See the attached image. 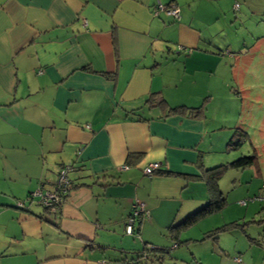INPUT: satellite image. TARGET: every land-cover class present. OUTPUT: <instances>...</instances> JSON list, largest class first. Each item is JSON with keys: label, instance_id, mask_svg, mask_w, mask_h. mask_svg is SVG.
<instances>
[{"label": "crops", "instance_id": "1", "mask_svg": "<svg viewBox=\"0 0 264 264\" xmlns=\"http://www.w3.org/2000/svg\"><path fill=\"white\" fill-rule=\"evenodd\" d=\"M251 3L0 0V264H131L144 248L155 254L153 264L165 255L173 264H203L190 253L198 245L220 264H242L221 243L236 234L237 221L195 228L210 214L177 241L170 228L207 205L204 171L232 162L212 155L217 146L232 151L241 119L211 115L241 113L226 76L241 73L261 37L237 58L240 49L220 34H234L245 14L264 22ZM158 4L176 6L179 19L154 15ZM175 108L182 110L170 113ZM153 163L166 174L144 176ZM62 166H72L77 187L56 216L47 215L28 196L48 191ZM255 166L245 169L258 173ZM135 202L149 213L134 225L142 249L125 234ZM44 230L53 240H43ZM26 252L30 261H19Z\"/></svg>", "mask_w": 264, "mask_h": 264}, {"label": "rangeland", "instance_id": "2", "mask_svg": "<svg viewBox=\"0 0 264 264\" xmlns=\"http://www.w3.org/2000/svg\"><path fill=\"white\" fill-rule=\"evenodd\" d=\"M251 4L254 5L255 9L264 11V0H252ZM251 9L254 8L251 6L250 11H252ZM241 21V26L238 23L234 27L236 29L234 34L226 30L220 35L226 37L233 49H240L241 53L238 52L235 55L237 58H241L240 54L245 55L246 50H248L245 47L243 48V45L249 46L255 41L253 37H261L256 41L260 45L258 47L256 45L255 50L249 52L248 62L240 65L241 73L226 76L229 89L227 90V86L225 88L232 93L231 96H234L237 92L239 93L238 97L242 100V110L240 113V109L237 107L232 111L227 109V111H216L211 117H224L231 123L241 119L239 127L242 128L247 138L237 149L229 153L220 151V147L217 146V153L212 155V159L216 161L219 158H228L229 161H233L239 157H255L257 163L255 165L257 166H254L259 171L256 173V169L249 168L242 171L227 169L223 172L219 179V188L226 198L227 205L216 214L200 221L198 227L195 228L213 229L237 221L241 227L232 231L236 234L230 233L221 240V243L225 244V252H229L230 255L231 253H234L232 255L240 253L238 257L244 259L242 264H264V202L262 201V198L264 199V22H258L256 17L246 14ZM226 32L228 33L227 36L225 35ZM230 65L228 64V66ZM194 89L196 90V88ZM235 97L238 98L236 95ZM221 146L224 147V144ZM242 201L245 202V205H241ZM191 232L193 231H190V233L185 231L183 236L187 237ZM133 236L130 240H136L139 244H142V239H139L141 236L137 234ZM226 238L228 239L227 242H225ZM43 240L48 242L53 238L47 236V231L44 230ZM194 243L196 245L200 244L198 242ZM143 246V244L140 245V248L142 249ZM190 249V253L194 251L196 259H201L203 264H220V259L213 256L215 254L209 255L208 245L202 247L198 245L196 248L191 247ZM181 250L184 256H189L190 253L184 246L181 247ZM170 254H173V250L170 251ZM153 256L155 254L151 251L140 250L139 253L132 255L128 260L131 264H135V262L153 264L151 262L154 259ZM165 257L166 262L164 264H173L167 258V255ZM18 260L28 263L30 261L28 252Z\"/></svg>", "mask_w": 264, "mask_h": 264}, {"label": "trees", "instance_id": "3", "mask_svg": "<svg viewBox=\"0 0 264 264\" xmlns=\"http://www.w3.org/2000/svg\"><path fill=\"white\" fill-rule=\"evenodd\" d=\"M148 101L150 103L151 101H154V100H152V98H151ZM159 104L162 106H166V105H164L165 101L162 98H159ZM181 110L178 108H175V109H170L169 111H170V113H176V112H180ZM198 110L199 109L196 108V109L190 110L189 112L191 114L195 115L198 113ZM239 131L241 132V136L239 134H237V132H236L234 134L233 140H231L228 143V149H230L232 151L237 149L241 145V143H244L246 140L247 135L244 133V131L243 130H239ZM244 135H245V137H244ZM255 164H257L255 157H239L238 159H236L230 163H226L224 165L216 166L212 169L205 170L204 171L205 184H206V187L208 189L209 196H210L209 201H208L206 206H204L203 208H201L200 210H198L197 212L192 214L190 217H188L180 225H177L175 227L170 228V232H173V234H172L173 240L177 241V236H178V233L180 230L186 229V228L192 226L196 221L206 217L207 215L218 212L224 207L225 200L222 197V194H221V192L219 190V186H218V181H219L220 177L222 176L223 172H225L227 169H236V170L237 169H239V170L245 169L248 167H252ZM69 167H70V171L67 173L68 184L66 186H62L60 184L58 185L57 180H56L55 183L52 185V187L48 190V192H53L54 197H55L54 199L51 200V202H50L51 204L49 206H46L42 203H39L38 199H37V201H35V203L38 204L47 215L56 216L58 213L57 211L64 204L69 193L74 188L77 187V185H74V182L70 177V173L74 170H73L72 166H69ZM160 171L161 170H158L156 173H158V175L159 174H162V175L166 174V173H164L162 171L160 172ZM57 176H58V172H57ZM56 179H57V177H56ZM54 189H56V190L54 191ZM28 199L31 200L32 197L28 196ZM21 207H19V208H21ZM233 225H237V224L236 223L228 224L222 228L216 229L215 233L220 232V231H224V230L228 229V227L233 226ZM144 250H145V248H144ZM135 264H138V262H135Z\"/></svg>", "mask_w": 264, "mask_h": 264}, {"label": "built area", "instance_id": "4", "mask_svg": "<svg viewBox=\"0 0 264 264\" xmlns=\"http://www.w3.org/2000/svg\"><path fill=\"white\" fill-rule=\"evenodd\" d=\"M238 5L236 4L234 6V8H237ZM167 12L169 15H171L173 17V19L178 20L179 19V10L176 6L174 5H170L167 8L158 4L154 10V15H157L159 12ZM86 23L83 21V25H85ZM161 168V164L160 163H153L150 164L146 167L143 168L142 173L144 176H153L158 170H160ZM128 166L127 165H123L120 167V170L124 171L127 170ZM70 171V167L69 166H63L62 168L59 169L58 171V176H57V183L58 185H62V186H66L68 184V179H67V173ZM56 189H54L55 191ZM37 198L39 203H42L46 206H49L51 203V200L54 199V194L53 192H40V190L33 196L32 195V199ZM262 201L264 202V199L262 198ZM241 205H245V202H241ZM19 207H21L22 205L19 204ZM149 217V213L148 211H146L145 207L138 203L135 202L132 206V210L130 215L127 218L126 221V225H125V234L128 236H132L134 233V225L136 223L137 220L139 219H147ZM148 247H151L150 245H148ZM238 263H240V260H237ZM138 264H140L138 262Z\"/></svg>", "mask_w": 264, "mask_h": 264}]
</instances>
